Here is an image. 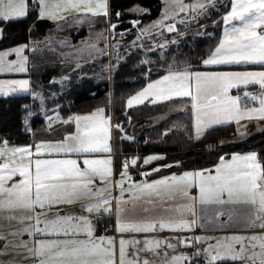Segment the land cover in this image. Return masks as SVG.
<instances>
[{
	"label": "snow or ice",
	"instance_id": "obj_1",
	"mask_svg": "<svg viewBox=\"0 0 264 264\" xmlns=\"http://www.w3.org/2000/svg\"><path fill=\"white\" fill-rule=\"evenodd\" d=\"M151 12L141 4L125 7L113 0H0V74L26 77L0 79V96L31 97V103L19 105L17 119L34 135L32 118L42 113L52 134L14 144L10 133L0 132V264H264V145L223 152L219 146L228 141H214L204 150L223 154L208 168L186 169L182 159L159 163L166 153L124 155L117 167L123 149L115 145L114 133L115 140L136 141L127 131L130 113L126 122L115 123L106 107L61 114V101L82 62L107 56L108 72L118 74L135 55L133 48H146L137 44L142 37L163 53L167 45L183 42L190 27L212 38L215 33L207 28L222 23V35L201 64L228 70L194 71L190 62L177 63L175 57L165 61L164 74L157 78L150 67L142 68L146 83L127 96L126 107L187 98V104L170 111H189L191 128L174 123L163 136L183 129L190 141L200 142L216 126L234 122L238 136L245 138L252 133L242 121H255L264 134V0H163L161 19L140 27L136 17ZM126 16L133 17L128 21L132 28L123 27ZM25 19H32L25 41L11 39V27ZM44 21L55 24L57 35L87 22L90 35L79 45L68 37L54 40L51 30L44 41L32 38ZM97 23L104 27L92 36ZM136 27L140 31L125 49L116 37ZM41 51L57 52L58 62L72 75L39 84L32 74L45 62L42 56L34 59ZM151 51L147 47L145 54ZM8 119L0 113V123ZM54 123L67 127L56 134ZM141 164L146 170L134 174ZM174 166L183 170L159 175ZM104 220L112 223L97 235Z\"/></svg>",
	"mask_w": 264,
	"mask_h": 264
},
{
	"label": "trees",
	"instance_id": "obj_2",
	"mask_svg": "<svg viewBox=\"0 0 264 264\" xmlns=\"http://www.w3.org/2000/svg\"><path fill=\"white\" fill-rule=\"evenodd\" d=\"M227 2L228 0L222 1L224 4H227ZM113 3L123 4L125 7H130L133 4H141L142 6L150 7L152 9L150 14L136 17L141 19L142 23L155 19L160 14V9L163 4L162 0H113ZM32 15L34 17L35 13ZM132 18V16H126L124 18L123 27L132 28V25L128 23ZM217 19H219V16H217ZM31 23L32 19H25L23 22L13 25L10 29L11 39L16 40L17 42H24L25 38L28 36L27 28ZM51 24V21L41 22L38 30L33 31L32 38H40L51 27ZM221 26L222 23L215 27L210 25L207 28L208 32L215 33V37L210 38L202 35L198 38L189 37L179 45L178 50L174 46L170 48L169 51L173 52V50L179 51L181 49H186L185 51L190 50L189 52L193 55L196 53V49H201L203 44L208 41L210 42L209 46L212 44L214 45L216 39L219 38ZM196 30L197 29L193 27L190 34L195 33ZM126 36L129 37V35ZM134 53L135 55H132L131 59L122 63L118 70V74L117 72L110 73V79L108 80L96 81L94 78L88 76H83L78 79V74L76 73L72 76L70 91L61 101L62 115H66L69 111L86 112L96 107H106V112L114 116L113 123H115L117 119L126 122L125 113H130L133 119L131 124L127 125V131L129 134H131V129L135 123L141 122L145 120V118L166 114V117L156 124L138 130L135 135V142L115 140L116 133H114L115 145L123 149V154L117 156V167H119V162L124 155L132 156L135 154L148 155L151 153H166L167 159L161 160L159 163L163 161L169 163L173 160L182 159L184 161V168H199L210 166L212 163H215L218 155L223 154L222 152L215 150H204L208 144L214 141H228V144L219 146L223 148V152H243L253 148L260 149L261 146L264 145V134H261L259 131H251L252 135L245 138H235L234 136H236V132L233 123L216 126L214 131L207 134V139H203L200 142L194 140L190 141L183 129H175L173 132H169L166 136L161 135L165 128H170L174 123L180 121H178L176 117L179 116L181 119L183 109L178 111H170V109L180 105L182 100L177 98L174 99L173 102H159L157 104H151L146 101L143 105L134 106L132 109H128L126 107L127 96L134 93L146 83V79L142 78L143 73L140 70L145 68L146 65H138V54L136 52ZM190 53L187 54V61L193 63L192 55H190ZM37 59H39V57ZM199 59L200 58H198L197 62H199ZM194 63H196V61ZM193 65L194 67H205L199 63ZM86 66L87 65L82 66V71L86 70ZM150 69L152 78L157 77L163 70L161 67L156 69V67L152 66ZM60 74L61 73L55 68H37V71L33 72L32 76L33 79H37L38 77V83L46 86L48 78ZM31 102V97L26 94H19L11 97L0 96V113L11 117V119L6 121V124L0 123V132L10 133L11 142L14 144L33 143L36 139L51 138L52 136L43 122L42 113L39 112H37V115L32 118L31 127L35 130L34 135L23 129L21 120L17 119V117L22 116V109L19 105ZM36 103H38V101H36ZM51 107L53 106L49 105V108ZM66 127L67 126L65 125H60L54 128L56 134L63 132ZM145 140H149L150 142L145 144ZM146 168L147 166L141 164L139 169L133 168L132 171L142 172L145 171ZM179 170L181 169H176L174 171ZM108 222H110V220L100 222V231L103 230V226Z\"/></svg>",
	"mask_w": 264,
	"mask_h": 264
},
{
	"label": "rangeland",
	"instance_id": "obj_3",
	"mask_svg": "<svg viewBox=\"0 0 264 264\" xmlns=\"http://www.w3.org/2000/svg\"><path fill=\"white\" fill-rule=\"evenodd\" d=\"M222 1H225V0H222ZM186 2H187V0H186ZM162 3H163V0H162ZM162 15H163V4H162V6H161V9H160V14L155 18V19H153V20H151V21H148V22H144V23H141V25H140V27H145V26H147V25H150V24H152L153 22H155V21H158V20H160L161 19V17H162ZM183 15V14H182ZM202 23H204L205 21H201ZM165 23H167V21H165ZM180 28H181V30H183V26L182 25H178ZM104 27V25L103 24H101V23H97L96 24V26H95V29H94V31L92 32V36H95V31H98V30H100L101 28H103ZM140 27H136V28H134V31H133V33L135 32V34H138L139 33V31H140ZM194 27V26H193ZM193 27H190L189 28V30H188V32H187V36L183 39V41L186 39V38H191V37H196V38H198V37H201V35H199V36H195V35H198L197 34V32H198V30H196V32L195 33H193V34H190V32L192 31V29H193ZM52 31V33H53V39L54 40H58V39H62V38H65V37H68V38H71L72 39V41H73V43H75V44H77V45H79V42H80V40L81 39H83V38H88L89 37V35H90V33H89V31H88V23L87 22H85L83 25H77V26H73V27H68V28H66L62 33H60L59 35H57L56 34V32H55V24L52 22V24H51V27L40 37V38H37L36 40H39V41H44V39H45V37L49 34V31ZM162 31H164L165 32V35L167 36V33H166V29H161ZM200 30H202L203 31V29H200ZM199 30V31H200ZM81 35L83 36V37H81ZM130 35V34H129ZM153 35L156 37V39H158V40H160V43H163V40L162 39H160V37H159V33H158V31L157 30H153ZM202 36H204V35H202ZM80 37V39L77 41L76 39H78ZM129 42H131V41H128V43L127 44H124V48L125 49H128L129 48ZM182 43V42H181ZM180 43V44H181ZM137 44H144L145 46H146V48L147 47H150L153 51H151V52H147V54H145L146 53V48H133L132 49V51L133 52H136L138 55H137V57L139 58V61H138V65H141L140 64V61H142V60H147V59H150L151 61H155L154 59H156L157 58V56H152V55H150L152 52H153V54H154V52H155V54H157V55H160V58H162V59H164V56H165V54H167L168 55V53H171L170 55V59L169 60H167V62L168 63H171L172 62V58L173 57H175L176 58V61H178V62H180L179 60H177V58L180 56L181 57V61H187L188 59V56H187V54L188 53H190L189 51L190 50H188V51H185L186 49H181V50H179V51H176V50H173V52H170V51H168V48L167 47H176V49L178 50L179 49V45L180 44H169V45H167L164 49H165V54L164 53H161V49H159V48H156V45L155 44H153L149 39H148V37H142L139 41H137ZM209 44H210V42L208 41V42H206L205 44H203V46H202V48L201 49H196V53L195 54H191L190 53V55H192L191 57H192V62H197V60H198V58L200 57L199 56V53H200V55L201 54H203L207 49H208V47H209ZM59 51H70V49H66V48H60L59 49ZM117 51H119V50H117ZM184 51V52H183ZM121 54H123V53H121ZM38 55V56H37ZM44 57L45 58V62H43V63H40V65H39V69L40 68H42V69H46V68H55L59 73H61L60 75H54L55 77H57L58 78V76H62V75H72V73L71 72H68L67 71V65H65V64H61V63H59L58 61L61 59V57L58 55V53L57 52H43V51H41V52H38L37 54H36V56L34 57V59H37L38 57L40 58V57ZM109 57H107V56H104V57H102V58H98L97 60H96V62L95 63H93V62H91V61H89L87 64H84L83 62H82V66L83 65H87L86 66V70H84V71H80V72H77V74H78V79H80V78H82L83 76H88V77H90V78H94V80H99V81H102V80H108V79H110V73L108 72V70H107V67H106V65H108V63H109ZM111 59L114 61L115 60V53L113 54V56L111 57ZM196 59V60H195ZM38 60V59H37ZM107 60V61H106ZM191 63V62H190ZM148 67H150V65H146V67L145 68H148ZM158 67V66H157ZM152 69V68H151ZM35 71H37V69L35 70ZM63 73V74H62ZM59 79V78H58ZM54 90V89H53ZM93 110V109H92ZM89 111H91V110H89ZM87 112V111H86ZM80 113H84V112H80ZM166 115V114H165ZM164 114H161V115H156V116H154L153 118H151V119H148V120H146L144 123H143V125H142V127H146V126H151V125H153V124H156L157 122H159L161 119H163L164 118V116H165ZM46 126V125H45ZM234 128H235V125H234ZM255 131H258L257 130V127H255ZM236 132V131H235ZM237 133V132H236ZM238 135V134H237ZM234 136L235 138H240L239 136ZM217 161V160H216ZM215 161V162H216ZM199 168H202V167H199ZM204 168H207V166H205ZM157 178V177H156ZM153 179H155V178H153ZM65 207H67V206H65ZM77 209H78V206H77Z\"/></svg>",
	"mask_w": 264,
	"mask_h": 264
},
{
	"label": "crops",
	"instance_id": "obj_4",
	"mask_svg": "<svg viewBox=\"0 0 264 264\" xmlns=\"http://www.w3.org/2000/svg\"><path fill=\"white\" fill-rule=\"evenodd\" d=\"M222 28H223V25L221 26V30H220V33H219V37L222 35ZM199 32H203L202 30H200ZM81 37H83L82 35H81ZM80 39V37L78 38V39H76L77 41ZM135 39V35H134V37L131 39V41L132 40H134ZM215 45V44H214ZM214 45L212 44V45H210L209 47H208V49L203 53V54H201L200 55V59H199V62H196V63H199L200 65H202L201 64V59L203 58V57H205L207 54H208V52H209V49L210 48H212V47H214ZM168 48V51L170 50V48L171 47H167ZM163 53L165 54V49H163ZM171 53H168V55L167 54H165V56H164V59H162V58H160V55H157V54H155V52H154V54H153V52L150 54V55H154V56H157V58L156 59H154L155 61L150 65V67L152 66V67H156V69H159L160 67H157L159 64H163V65H165V67L164 68H162L163 70H162V72L159 74V75H162V74H164V71H165V69H166V67H167V64L165 63V61H167V60H169L170 59V55ZM177 60H179V61H181V57L179 56L178 58H177ZM177 63H179L178 61H177ZM196 63H191L192 65L193 64H196ZM180 67H183L184 65L181 63L180 65H179ZM203 66V65H202ZM255 67V66H254ZM192 70H194V71H196V70H199V71H207V70H228V69H217L215 66H205V67H193V69ZM233 70H239L238 69V67L237 68H234ZM63 74V73H62ZM53 77V76H52ZM10 78H26L25 77V74H7V75H3V74H0V79H10ZM58 78H60V76H58ZM155 78H157V77H155ZM174 99H177V98H174ZM179 99H181V98H179ZM182 101H181V103H180V105L181 104H187L188 103V99L187 98H182L181 99ZM159 103V102H158ZM189 107H190V104H189ZM95 109V108H94ZM93 109V110H94ZM183 112H182V115H181V119H180V117L178 116V117H176L177 118V120L179 121L178 123H182V124H185V125H188L190 128H191V123H192V121H191V114H190V112L189 111H184V110H182ZM87 112H89V111H87ZM84 113H86V112H84ZM53 113L52 112H49L48 113V115H52ZM107 114H109V113H107ZM165 115V114H164ZM166 117V115L164 116V118ZM42 118H43V122H44V124L46 125V127H47V121H46V119H45V116H44V114H42ZM151 118H153V117H149V118H145V120H143V121H141V122H137V123H135L134 125H133V127H132V129H131V134H134V135H136V132L138 131V130H141L143 127H142V125H143V123L146 121V120H148V119H151ZM179 118V119H178ZM54 120H55V117H54ZM242 123H247V124H249V128H248V130L251 132V131H255V127H256V122L255 121H253V122H248V121H242ZM233 124L235 125V123L233 122ZM60 125H62V124H57V123H54L53 124V128H56V127H58V126H60ZM71 130H74V129H71ZM235 131H236V125H235ZM194 134V133H193ZM236 135H237V133H236ZM238 136V135H237ZM39 139H36L35 141H38ZM209 166H207V168H208ZM202 168H204V167H202ZM196 169H198V168H196ZM183 169H181V170H179V171H182ZM179 171H173V172H179ZM134 174L135 173H137V172H133ZM168 174H170V173H167V174H165V175H168ZM136 179H142L143 177H141V176H139V175H136V177H135ZM112 223V220H110V222H108V224H111ZM103 233V230H101L100 232H98L97 233V235H99V234H102Z\"/></svg>",
	"mask_w": 264,
	"mask_h": 264
},
{
	"label": "water",
	"instance_id": "obj_5",
	"mask_svg": "<svg viewBox=\"0 0 264 264\" xmlns=\"http://www.w3.org/2000/svg\"><path fill=\"white\" fill-rule=\"evenodd\" d=\"M116 39H117V40H120L122 44L126 41V38L119 39V38L116 37ZM161 164H166V162L163 161V162H161ZM175 169H180V168H177V167L174 166V167H172L171 169H161V172H160L159 175H165V174H167V173H169V172H171V171H173V170H175ZM157 175H158V174H153L152 178H156Z\"/></svg>",
	"mask_w": 264,
	"mask_h": 264
},
{
	"label": "built area",
	"instance_id": "obj_6",
	"mask_svg": "<svg viewBox=\"0 0 264 264\" xmlns=\"http://www.w3.org/2000/svg\"><path fill=\"white\" fill-rule=\"evenodd\" d=\"M251 90H254V89H251Z\"/></svg>",
	"mask_w": 264,
	"mask_h": 264
}]
</instances>
